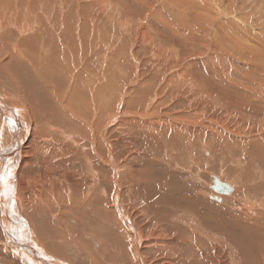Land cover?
<instances>
[{
  "label": "bare ground",
  "instance_id": "obj_1",
  "mask_svg": "<svg viewBox=\"0 0 264 264\" xmlns=\"http://www.w3.org/2000/svg\"><path fill=\"white\" fill-rule=\"evenodd\" d=\"M50 1L51 0H0V78H3L2 82H0V109L3 110V115H5L4 127L6 130V136L4 135V142H6V137H10V139H12L11 144H8L4 147V149L9 148V151H5L6 155H4L2 158V165H0V220L6 229L9 230V238L14 243L13 250H15L18 255H21L24 259L26 258L30 262L32 261L34 264V259H37V254H41L40 256L44 262L43 264H73V261L71 260L72 256H70L71 254L69 251H67V249H71V252L74 249L79 251V256H88L85 247H90L91 245L98 248L100 243L97 242L98 240L96 239H99L100 237L102 238L103 235L106 236L107 234H104V232H106L104 229H106L109 232L111 230L110 236L112 237L111 240H109L110 242L108 243L109 246H107V248L110 249L111 247L113 251L112 254L106 251V255L103 254L105 258H101L98 264H102V262L104 264H106V262L109 264H128L130 261L133 262L132 264H146L148 262V257L144 255L145 246L146 248H150L146 249V251L150 252H154L156 249H158V251L167 249L173 253L183 254L189 258L190 264H196L195 258L192 257V253L196 252L197 254L199 252L201 253L200 255L204 263L206 262L207 264H213V258L215 259L217 257V255H214V250L216 252V247L214 246L215 242L218 243L222 248H224L226 245L227 248L231 249V251L229 250L232 260L231 262H236V256H239L240 260L242 261H244V259L247 257L249 258L252 256L253 264H261L264 259V219L250 221L253 220V217H257L258 215L256 212L254 213L253 210H250L254 204H251V202H248L247 200L245 205L239 208L246 214L245 220L250 218V220H247L250 221V223L246 221L249 225H243V221L240 217L237 221L229 222L227 219L235 218L238 215H231V212L226 207H223V204H228L229 206L232 205L234 210H238V206L236 204L234 205L233 203L234 200H237L235 199L237 197L235 194L238 190L237 187L233 183L219 177L222 182L227 183L232 189L229 193L215 191L213 189L214 181L215 179H219L216 176L217 178H214L212 181L213 183L209 184L210 191L211 189L212 191L209 193L208 198L212 200L215 199L219 202L221 201V203H212L209 200H205V198L201 196L203 195L202 192L201 195L199 193L188 194V192H183L181 190L183 187L178 186L174 179L165 181V178L167 177H164L163 174H166L168 169L165 167V163L163 162L164 160L162 159V152L165 149L172 152L177 151L176 149H178V151H183L185 150L183 148L186 143L190 145L189 151H191L192 148H195L198 142L197 137L201 138L208 136V134H211L208 132V130H211L210 128L216 125L221 128H218V131L216 132L220 133V141H224L226 143V146L232 155H243L248 153L249 159L246 158L247 160L243 161L241 155L239 161H236L237 163L234 164L237 165L236 170L239 171V176L248 177V171H243L242 169L243 165L246 163L251 164L249 170L250 172L257 169L260 171L261 175L264 174V140H260V138L257 136L251 137V135H248V133V136H246L245 134L241 133L242 131H238L240 127L236 128L235 125V128L226 127V125L222 123H227L230 121L228 117H226L224 120H221L220 122L213 121L211 123L210 119L208 121L204 120L203 116H201L199 112H197L198 115L196 113L184 114L181 112L180 114H171L166 112L168 115H158L161 119L156 120L161 121H156L153 119L154 117H152V114L154 113L137 114L135 111H129L131 110L129 108H127L129 110L126 113L120 114L118 116L113 114V116L110 117V123L113 124L116 121V123L119 124V127L117 126L118 130H126L129 132L132 131L135 132L134 136H143L142 138L147 139L145 137L150 136L147 134L140 135L139 133V125H143L145 128H148L151 131L158 130L159 132L166 134V136H162L161 133H159L157 138L159 139L160 144L157 142L153 151L155 152L157 150L158 154H153V159H151L152 157L148 156L144 158L141 157V167L138 169L139 171L133 169L134 171L131 173L132 179L129 181L131 185L133 184L132 187L135 189L140 188L145 190V192L141 191L144 193L141 194V200L143 199V195L148 198L144 201L146 207L151 209V213L153 210L152 208L156 207V209H161V204L163 203H165V206H172L174 204L180 205V207L186 209V212H188L190 216L192 213H190L188 208L193 211L196 218H200L201 222H203L205 219L206 222H203L205 226H209L214 230L219 228L218 232L223 233L220 234L213 231H206L207 237L205 238H207V242H203L201 241V238H199L200 233L195 231L197 229V223L195 222V218H193L194 222L191 224H194L196 227H192L193 230H191V232H184V235L182 236L184 243H191L192 245L191 247H185V245L181 244L180 240L176 241L174 236H171L173 234L170 233V231L174 230L173 227L177 228L172 225L173 222H171V218L180 221L179 217L172 214L170 216L166 211L160 212L161 210H154L153 216L157 218V222H155L156 219H154V229H156L155 234H158V231H160H157L159 226L162 230L164 228L165 233L163 232L161 236H154L153 234L150 237H146L145 232L147 231L145 227L139 226L136 221L132 219L131 214L127 211H124L123 208L119 209V205L122 203L120 202V196L122 193H125V190H123L122 185H120L122 184L120 183L121 169H119L120 166L117 162L120 158L114 155L115 148L112 149V153L110 152L109 155L104 151V147L106 148L108 145L111 147V139L106 134L104 136V132L102 131L101 120L103 116L100 109L101 98H99L102 93L99 95V89L95 84L94 88L98 90L95 93L96 97L94 98V102H89V98H84L86 91L82 87H89L91 89L93 84L91 81L96 83L99 77L98 66L94 65V60L99 52L87 46L89 35L85 36L84 34L82 36V33L77 32L75 36L78 38H72L69 36L68 32L71 30V23H69L67 20L68 13L65 9L66 7H64V1L62 0H59L61 5L60 8L64 11L61 12V17L58 21V28L55 24L54 30L51 31L55 21L52 20L54 8L51 6L53 3ZM205 2L206 1L204 0V3ZM214 3L211 4L212 6L210 5L208 7H206L205 4H203V7L197 4L191 5V18H195V13L199 17L203 15V19H207L204 21H207L209 26H214V30H218L219 33L224 34V37H222V34L219 35L221 36L219 37L221 39L218 41L219 45L218 43L217 45L220 47V49L223 47H233V53L240 57H246L248 47L246 49L243 45L239 44L240 42H229L235 37V35H230L229 32L237 34L239 38L240 36L247 35L244 36L246 40L248 35L250 37V31L255 28H250L251 26H247L248 21L246 23V20H238V17L235 16V11H233V14L232 12H227L225 8L222 7L223 2H219L220 4L218 5H214ZM258 3H263L264 5V0ZM263 5L259 7L261 10H263ZM239 8L242 9V5ZM205 10H207L206 14H204ZM230 17L234 18L235 21L229 20ZM255 21H257V19ZM61 22L64 25V29L62 31L60 28ZM223 30H225V32H223ZM251 32L256 34L254 35L256 36L255 39H257V41L259 40V43H261L262 38H260V36L263 37L262 31L258 28V30L255 29V31ZM182 36L183 35H181V37ZM90 42L94 43L95 47H98V40L93 38V40ZM258 48L259 46H256L254 47V50L249 52L251 57L248 58L253 60L252 62L255 60H264L262 49H260V51ZM91 49L92 51H90ZM217 51L218 50L216 49V52ZM226 55L229 56V54ZM95 63H97V61ZM248 64L249 63H247V67L241 66V68L243 70L248 69L249 71H252V69L255 68V72L259 71L257 70L259 69V66H255L253 68L251 66V62L250 65ZM215 69H213V74L216 77L217 72ZM184 70L185 71H182L181 74L177 75L175 83L177 86L182 85V83L185 81L193 82L196 78L195 77L192 79V76L191 79L186 77L189 75V73L187 72V69ZM239 71H241V69H239ZM88 78L91 80L90 82ZM107 99L109 100V98ZM195 99L197 100V98H192L194 102ZM215 100H219L220 102V98H215ZM237 100L238 103L235 102L233 104V102H231L229 105L226 103V100H223L220 102V106L223 107V109H226L227 106H232V109H236L246 107L247 105L254 108L258 107L259 103H264V101L261 99L259 102L257 98H237ZM156 101L157 98H150V103L144 101V98H132V101H128V105L125 104V107L130 106L132 108L134 106L136 108L142 105L144 107L147 106L150 109L160 108V103H162L161 100H158V102L155 103ZM255 101L258 103H255ZM240 113V115H242V112ZM124 114L126 115L124 116ZM56 115L60 117L62 121H64L63 125H60V122L53 118L56 117ZM85 115L92 117L91 124H88V121L85 120ZM127 115H133L134 117H128ZM243 116L246 118L248 115ZM147 118H151V121H148ZM251 118H253V116L249 119L251 120ZM259 120L260 119H258V121ZM128 121H131L135 128L130 127L127 130V125L125 124L129 123ZM108 125L107 130L110 128ZM104 129L106 130V128ZM197 129L199 132H205V134L203 135L196 133ZM215 131L216 130H214V132ZM36 134L41 140H45L47 142L53 140L56 145H59V147L55 146L50 149L47 146L44 147L42 145H37L36 147L29 148V143ZM59 135L62 136V138H58ZM231 136H235V140L231 139ZM150 139H152L151 144L146 143L143 145L146 149L149 147V153L147 152L144 155H149L152 151L150 146L155 141V138L151 137ZM205 140L206 139L203 138L202 143ZM252 140L254 142L252 145L253 148L247 152L248 144ZM150 141L148 140V142ZM255 147H257L258 150L255 149ZM30 152H33V155L31 154L32 156L29 155ZM37 152L42 155V159L41 157L37 156ZM185 152L183 154H185ZM54 153H56V161L49 159V156L53 155ZM164 156L166 159L171 160V158H168V154ZM115 158L118 160L116 161ZM130 159H135V157H131ZM207 160L209 159L207 158ZM54 162H56V164ZM167 163L169 164V162ZM26 166L32 167V173H34L35 176L30 177L29 179L23 177V170ZM103 166L106 168V170L108 169V171H111L112 174L114 171H116V173L114 172L115 175H110L111 178L109 177V179L105 175L104 169L102 168ZM128 174L130 173L128 172ZM55 175H57V177H54ZM253 176V178H255V175ZM133 179L136 181V184L133 183ZM102 180L108 181L109 184L113 186L112 191H110V205L105 203V200L102 199L103 194L106 196L105 193L108 191L107 190L104 192V188L100 187ZM63 183L68 185L65 196L61 195L60 191L56 189V186L58 185L62 187ZM105 184L106 183H104V186H107V184ZM128 184L127 187L129 186ZM135 185H138V187ZM199 186L200 185L196 184L195 188ZM248 186H244L245 194L247 196H249V189L253 185ZM255 186L259 191L262 187H264V180L262 182L258 181L255 183ZM240 190L241 188H239V191ZM135 193L140 194L137 190H135ZM47 195H51L52 198L49 199L46 197ZM242 195H244V193H242ZM176 197L179 199L173 200ZM263 202L261 205L264 207ZM29 203H33V206L30 207ZM210 203L215 205H212L213 207H211ZM63 206H66V209L69 210V212L67 210L63 212V210H61ZM115 206L118 209H115ZM141 207L143 210H145V207L142 205ZM29 212H32V214L29 215ZM144 213L145 212H143V214ZM212 215L214 217L217 215V217L222 219L225 218V216H228V218L224 219L226 224L222 225V227L218 224V227H216L214 224H211V221L207 222L210 220ZM58 217L63 218V222H60L61 220ZM119 217L122 220L124 226H129L130 232L128 234L125 233V235L132 237V243L130 244H133V250L130 251L132 252V258L130 259L128 257V253L125 254V251L128 250L123 249L125 245L122 243L121 236L116 235L121 233L119 229H116L114 223ZM151 219H149L148 222H150ZM190 221L191 220H189V222ZM55 222L56 225L61 226L63 230L62 233H59L57 230H55V228L52 229V225H55ZM14 223H17L19 226L15 225L13 227ZM176 224L180 225L178 222H176ZM36 227H39V231L41 232V237H43V239L48 238V235H52V233L55 238H60L62 242L61 244H58V248H52L49 246V243L46 242V246L51 249L48 250L47 247L42 243V240L36 235L33 229ZM169 227L171 230H169ZM49 229L50 231H47ZM20 230L21 232L23 231V234H19ZM87 230L92 231L91 233L94 235V237L92 234H89L90 232H87ZM201 230L205 232L204 229ZM237 231L241 232L239 234L241 235L240 239L236 236ZM84 232H87L84 234L86 235V241L85 239L80 238L81 242L78 243V234H82ZM209 234H212L213 237ZM217 235H223L222 237L229 238L228 240L232 241L233 243H228L227 241L225 242L224 238H217ZM145 241H147V243L149 242V244L142 245V243L144 244ZM102 242L104 243V241ZM234 243L240 244V246L243 248V255H241L238 249L239 247H233L236 246ZM104 244H107V242ZM231 244H233V246ZM194 246H196V248H193ZM102 248H100V252H102L103 249L107 250V248ZM121 251H123L124 255L123 253L120 255ZM51 253H55L57 256L64 257L65 261L63 259H58ZM67 254L70 256V258H67ZM165 255L167 256V254ZM206 255L208 260L205 259ZM174 256L177 258L178 255ZM159 259L160 258L157 257V261ZM218 260L220 259L218 258ZM171 262H164L163 264H174ZM179 262L175 261L176 264Z\"/></svg>",
  "mask_w": 264,
  "mask_h": 264
},
{
  "label": "rangeland",
  "instance_id": "obj_2",
  "mask_svg": "<svg viewBox=\"0 0 264 264\" xmlns=\"http://www.w3.org/2000/svg\"><path fill=\"white\" fill-rule=\"evenodd\" d=\"M62 1H64V7H66L65 9L67 10V13H68L67 20L69 21V23H71V30L68 32L69 36L72 38H75V37L78 38L77 36H75L77 32L82 33V36L84 34L85 36L89 35L88 36L89 41H87V46L99 52V54L96 56L94 60V65H97L98 70H99L98 80L96 81V83H94L88 78L89 82L91 81V83H93L91 89L89 87L86 88L84 86L82 88L86 91V95L84 98H89L88 99L89 102H94V98L96 97L95 93L98 89H99L98 90L99 95L102 93L99 96V98H101L100 99V109H101L102 116H103L101 120L102 131L104 132V136L106 134L111 139V142H110L111 147L110 145H108V147L106 146V148L104 147V151L109 155L110 152L112 153V149L115 148L114 155L120 158L119 160L115 158L116 161L118 160L117 162L120 166L119 169H121L120 170V174H121L120 183L122 184L120 185H122L123 190H125V193H122L120 196V202L122 203L119 205L120 206L119 209L123 208L124 211H127L128 213L131 214L132 219L136 221V223L139 226L145 227L146 231L148 232V234L147 232H145L146 237H150L153 234L154 236L155 235L161 236V234L164 232V228L162 230L161 227L159 226V228H157V231L160 230L161 232L158 231V234H155L156 229H154L155 228L154 224L155 222H157V218L153 216L154 210H158V211L161 210L160 212L166 211L170 216L171 214L174 216L176 215L177 217H179L180 221L177 219L171 218V222H173L172 225L177 228L173 227L174 230L170 231V233L173 234L171 236H174L176 241L180 240L181 244L185 245V247L187 246L191 247L192 245L191 243L190 244L184 243L182 236L184 235V232H187V231L191 232V230H193L192 227H196L194 224H191L194 222L193 218H195V222L197 223V229L196 230L194 229V230L200 233L199 238H201V241L207 242V238L205 237H207L206 233L209 231L223 234L221 232H218L219 228L214 230L209 226H205L203 222H206V220L204 219V221L201 222L200 218H196L194 216L193 211L190 208H188L190 210V213H192L190 216L188 212H186V209L180 207V205L174 204L172 206L171 205L165 206L164 205L165 203H163L161 204L162 205L161 209H156L154 205L155 208H152L153 210L151 213V209L146 207V204L144 201V200H147L148 198H146L145 195H143V199L141 200V194H144L143 192H145V190H142L140 188L135 189L134 187H132L133 184L131 185L129 181H131L132 179L131 173L134 171L133 169H136V171H139L138 169H140L141 167L140 166L141 157L142 158L146 156L152 157L153 154H158L157 150L155 152L153 151H154L155 144L157 142L159 143V139L157 138V136L161 132H159L158 130L151 131L150 129L145 128L143 125H139L140 135L147 134L148 136H150V137H145L147 139H144L142 138L143 136L142 137H138L136 135L134 136L135 132L130 131L131 132L130 134L129 131L118 130L119 124L116 123V121L113 124H111L110 117L113 116V114H116L118 116L120 114L126 113L129 109H131L129 111H135L137 112V114L154 113L152 114L153 115L152 117H154L153 118L154 120L161 119L158 116L160 114L164 116L167 113L180 114L181 112H183L184 114H190V113L197 114V112H199L200 115L203 116L204 120L208 121L210 119L211 123L213 121L220 122L221 120H224L226 117H228L230 121H228L227 123L225 122L222 123V124H225L226 127H232V128L240 127L238 131L240 132L242 131L241 133L245 134L246 136L248 135H251V137L257 136L260 138V140L261 139L264 140V103H259V106L254 107V108L250 107L249 105H247L246 107L236 108V109H232L233 108L232 106H227L226 107L227 110L223 109V107L220 106V102H222L223 100H226V103L228 105L231 102H233V104L235 102L238 103L237 98H257L259 102L261 100L264 101V71H263L264 70V62H263L264 60L263 61L255 60L254 62H252L253 60H250L248 58V57H251V54H249V52L251 50H254V47L256 46L257 47L259 46L258 49L259 50L262 49V53L264 54V45H263L264 44L263 43L264 42V12H262L264 11V7H263V10H261V8L259 7L262 6L263 3H261L262 5L258 3V2H262V0H258V1H255V0H235V1L234 0H215V1L211 0V1H214L215 3L211 2L210 0H205L206 1L205 3H204V0H195V1L194 0H186V1L185 0H102V1L101 0H62ZM50 2L53 3L51 6L54 8L53 10L54 14L52 16V20L55 22L51 28V31H53L55 24L57 25V28H58V21L60 20L61 12L64 10H61L60 8L61 5H60L59 0H51ZM219 2L220 3L223 2L222 7H224L227 12L229 11L230 13L232 12L233 14V11H235V16L238 17V20L240 21L246 20L245 21L246 23L248 21L247 26L249 27L251 26L250 28L253 27L256 30H258L259 28L262 31L263 37L260 36V38H262L261 43H259V40L257 41V39H255L256 36L254 35L256 34H253L254 32L253 33L251 32V31H255V29H252L250 31L251 33L250 37L248 35L246 40L244 36H247V35L240 36L239 38L237 34L229 32L230 35H233V36L235 35L233 40H230L229 42L231 43H233L234 41H236L237 43L240 42L239 44L243 45L246 49L248 47L247 52H246L247 54L246 57H240L236 55L235 53H233V50H234L233 47H223L222 49H220V47L218 46L219 45L218 41L221 39L219 38L221 36L219 35L222 34V37H224V34L219 33L218 30H214V26H209L207 21H204L207 19H203V15H201L202 17L201 16L199 17L195 13V18H191L192 16V10H190L191 5L197 4L203 7V4H205L206 7H208L213 3L214 5H218L220 4ZM246 2H248L249 4ZM188 3H189V6H188ZM241 5L243 7L242 9L239 8ZM206 13H207V10H205L204 14ZM255 18L257 19V21H255L256 20ZM229 20L232 21L234 20V18L230 17ZM60 28H61V31L64 29V25L62 24V22L60 23ZM208 32L210 35L208 34ZM223 32H225V30H223ZM181 35L183 36L181 37ZM205 36L208 38H206ZM93 38L98 40L97 42L98 47H95L94 43L90 42L93 40ZM92 49L90 51H92ZM216 49L218 50L217 51L218 53L216 52ZM226 54H229V56ZM220 58H223V59H220ZM96 61L97 63H95ZM221 62L223 65L221 64ZM250 62L253 68L255 66L256 67L259 66V69H257L259 71L255 72L254 71L255 68L252 69V71L251 70L249 71L248 69L243 70L241 68V66L247 67V63H249L248 65H250ZM184 69H187V72L189 73V75L186 77H189L190 79H191V76H192V79H194L195 77L196 78L194 79L193 82L192 81L188 82V81H185L184 79L185 82L182 83V85L177 86L175 84L177 75L181 74L182 71H185ZM213 69H215V71L217 72L216 77L213 74ZM239 69H241V71H239ZM2 80L3 78L0 80V82H2ZM95 84L97 85L98 89L94 88ZM107 98H109V100ZM132 98H144V101H147V103L148 102L150 103V98H157V101L155 103H157L158 100L159 101L161 100L162 103H160V108H156V109L154 108L150 109L149 107L147 106L144 107L142 105L136 108L134 106L132 108L130 106L125 107V104L128 105L129 104L128 101H132ZM192 98H197V100L195 99L196 103L192 100ZM215 98H220V102L219 100H215ZM208 103L209 104L212 103V104L209 105ZM255 103H258V102L255 101ZM216 108H219V109H216ZM239 111L242 112V115H240L241 113ZM3 113H4L3 110L0 109V165H2V158L4 157V155H6V152L9 151L8 150L9 148L4 149V147L7 146L8 144H11V141H12L10 137H6V142H4L5 136H6L5 135L6 130L4 127L5 126L4 124L5 115H3ZM125 115L126 114H124V116ZM243 115H246V116L248 115L246 117L247 119ZM254 115L256 116V118ZM129 116L134 117L133 115H129ZM163 116H162V120H163ZM252 116L255 119L251 118L250 120L249 118ZM53 118L58 120V122H60V125L64 124V121H62L61 118L58 117L57 115L56 117H53ZM91 118H92L91 116L85 115V120L88 121V124H91V120H92ZM147 119L148 121L149 120L151 121V118H147ZM258 119L260 120L258 121ZM156 121H161V120H156ZM128 122L129 123L125 124L127 125V130L130 127L135 128V126L132 125L131 121H128ZM106 124L107 125L109 124L108 126L110 128H108V130H107ZM104 128H106V130ZM218 128L220 127L215 125L212 128H210L211 130H208V132L211 134H208V136H204L201 138L197 137L198 139V142L196 144L197 147L195 146V148H192L191 151H189L190 145L188 143H186V145L183 148L185 150L183 151L179 150L180 152L178 151V149H176L177 151H173V152L165 149L162 152L163 154L162 159L164 160L163 162L165 163V167L168 169V172L165 171L166 174H163L164 177H167L165 178V181H170L174 179L177 182L178 186L183 187V189H181L183 192H188V194L199 193L200 195L202 192L203 195L201 196L204 197L205 200L207 201L209 200L212 203H217V202L221 203V201L219 202L215 200L213 197L212 198L214 200L208 198L209 193L212 191V189L210 191L209 184L213 183L212 181L214 180V178L221 177L222 179H225L233 183L238 189L237 192L235 193L237 195L235 199L237 200L233 201L234 205L236 204L238 206L237 208L238 210H234L232 205L229 206L228 204H223V207H226L231 212V215H238L235 218L227 219L229 220V222L237 221L240 217L243 221V225L244 224L249 225L247 222L250 223V221H256V220L258 221L260 219H264V207L261 205V203L264 201V187L261 188L262 190L260 189L258 191L255 186V183H257L258 181L262 182L264 180V174L261 175L260 171H258L257 169H255V171L253 170L250 172L249 170H250L251 164L246 163L245 165H243L242 169L243 171H248V177L239 176L238 175L239 171L236 170L237 165H234V164L237 163L236 161H239L240 156L242 154L232 155L229 152L226 146V143L224 141L223 142L220 141V133L219 132L216 133L218 131ZM214 130L216 131L214 132ZM196 133L203 134V135L205 134V132H199L198 129L196 130ZM161 135L166 136L165 133H161ZM151 137L155 138V141L150 146L152 151L150 152L149 155H144L149 151V147H147L148 149H146L144 148L143 145L146 143L151 144L152 142V139H150ZM211 137H214L215 140L214 138H211ZM234 137L231 136L230 138L234 139ZM58 138H62V136L59 135ZM203 138H205L206 140L202 143ZM40 140L41 139H39L36 134L30 141L29 148L36 147L37 145L38 146L42 145L44 147L47 146L50 149L55 146L59 147V145H56L53 140H51L50 142H47L45 140H41V141ZM148 140L149 141L151 140V141L148 142ZM253 143L254 142L252 140L248 144L247 152H249V150L253 148L252 146ZM255 149L258 150L257 147H255ZM184 152L185 154H183ZM31 154L33 155V152H30L29 155L32 156ZM166 154H168L169 156L168 158H171V160L170 159L168 160L165 158L164 155ZM55 155L56 153H54L53 155H50L49 159L56 161L57 158ZM37 156L41 157L42 159V155H40L38 152H37ZM131 157H135V159H130ZM207 158L209 160H207ZM246 158L249 159L248 153L242 155L243 161L247 160ZM151 159H153V157ZM230 161H232L233 163ZM167 162H169V164ZM54 163L56 164V162ZM102 168L104 169L105 175L108 178L110 177V175L114 176L115 175L114 172L116 173V171H114L112 174V172L108 171V169L106 170L104 166ZM23 171L24 172L22 175L26 179H29L30 177L35 176L34 173H32V167L26 166ZM128 172L130 174H128ZM253 175H255V178H253L254 177ZM54 177H57V175H55ZM102 183L100 184V187L104 188V192L108 190L105 193L106 196L103 194L102 199L105 200V203L110 205V200H111L110 191H112L113 186H111L108 181L102 180ZM104 183H106L107 186H104ZM133 183L136 184V181L134 179H133ZM127 184L129 185L128 187H127ZM196 184L200 186L195 188ZM248 185H251V186L253 185L252 187L250 186L251 187L249 189L250 193H248L249 196L245 194V187H244V186L247 187ZM135 186L138 187V185H135ZM67 188H68V185L65 183L62 184V187L60 185L56 186V189L59 190L61 195L63 196L66 195ZM239 188H241L240 191H239ZM135 190H137L140 194H136ZM242 193H244V195H242ZM46 197H48L49 199L52 198L51 195H47ZM178 199L179 198L176 197L173 200H178ZM247 200L248 202H251V204H254V206L250 208V210H253L254 213L256 212L258 214L257 217L252 218L253 220H250V218L247 219L250 221L245 220L246 214L244 213L243 210L239 209L240 207L245 205V202H247ZM141 205L145 207V210L142 209ZM210 205L211 207H213L212 205H215V204L210 203ZM29 206L32 207L33 203H29ZM115 209H118V208L115 206ZM61 210H63V212L67 210L66 206H63ZM67 211L69 212V210ZM143 212L145 213L143 214ZM31 214L32 212H29V215ZM101 214L104 215L103 213ZM226 218H228V216H225V218L222 219L220 217H217V215L215 217L212 215L210 220L207 222L211 221V224H214L216 227H218V224L222 227V225L226 224L224 220ZM59 219L61 220L60 222H63V218H59ZM149 219H151L150 222H148ZM154 219H156V221ZM116 220L117 221L114 222L115 227L116 229H119L121 233H118V234L115 233V234L121 236L122 243L125 245L123 249L128 250V251H125V254L128 253V257L130 259L132 258V254H131L132 252L130 251L133 250L132 248L133 244H130L132 243L131 241L132 237H128L125 235V233L128 234L130 232L129 226L128 227L124 226L120 217ZM189 220L191 221L189 222ZM60 222L58 221L59 224ZM176 222H178L182 227L180 225H177ZM188 223H189V226H188ZM15 225L19 226L17 223H14L13 227ZM54 228L59 233H62L63 231L61 226L56 225V222H55V225H52V229ZM171 228L169 230H171ZM5 229L6 227L4 226V224L1 223V220H0V264H34L32 263V261L30 262L26 258L24 259L21 255H18L15 252V250H13L14 243L9 238L10 236L9 230L7 229L5 230ZM33 229L36 235L42 240V243L45 246H46V242H48L50 247L58 248V244H61L62 242L60 238H57V237L55 238L53 233L52 235H48V238L43 239V237H41V232L39 231V227L38 228L36 227ZM201 229H204L205 232ZM47 231H50V229ZM104 231H103L104 234H107V235L106 236L103 235L102 238L100 237L99 238L100 240L96 239L98 240L97 242L100 243L99 244L100 246L98 248L96 246H91V245H90L91 248L89 246L85 247V250L88 256H84V257L79 256L78 255L79 251L74 249L72 253L71 249H67V251H69V253L71 254L70 256H72L71 260L73 261V264H98L101 258L102 259L105 258L103 254H105L106 251L112 254V251H113L112 248L111 247L110 249L107 248V246H109L108 244L110 242L109 240H111L112 238L110 236L111 230L109 232L108 230L104 229ZM87 232H90L89 234H92L91 233L92 231L87 230ZM87 232L78 234V239H77L78 243L81 242L80 238L85 239L86 241V235L84 234H86ZM240 233L241 232L237 231V235H236L237 238L239 239L241 238V235H239ZM19 234H23V231L21 232L20 230ZM209 235L212 236V234H209ZM123 236H124V240H123ZM222 236L223 235H217L216 237L220 238ZM127 237L129 238L130 241L128 240ZM225 238H224L225 242L226 241L228 243L232 242L228 240L229 238H226V239ZM101 240L104 241V243L107 242V244H104ZM147 244H149V242L147 243V241H145L144 244L142 243V245H147ZM234 244L236 246H233V244L231 245L236 248L239 247L238 249L241 255H243L242 253L243 248L240 246V244L238 243H234ZM214 246L216 247V252L214 250V255H217V257L215 259L213 258V262H212L213 264H253L252 256H250L249 258L247 257L246 259H244V261L240 260L239 256H236L235 258L236 262H231L232 261L230 257L231 249L227 248L226 245L224 248H222L216 242L214 243ZM102 247L107 248V250L103 249ZM100 248L103 249L102 250L103 253L100 252ZM193 248H196V246H194ZM47 249L51 250L49 249V247H47ZM146 249H150V248L149 247L146 248V246L144 247V251L146 252V253L144 252V255L148 257V260H147L148 262L146 261L147 262L146 264H163L164 262H171V261H172L171 263H174V264H176L175 261H178V262L181 261L178 264H187V263L190 264L189 258L183 254L173 253L171 251H168L167 249H163L159 251L158 249H156L154 250L155 252L154 253L153 251L152 252L146 251ZM95 252H98V253H95ZM114 253H115V250H114ZM122 253L123 251L120 252V255H122ZM51 254L57 257L58 259H63L65 261L64 257L57 256L55 253H51ZM165 254H167V256ZM195 254L196 252H193L192 257L195 258L196 264H207L206 262L205 263L203 262L201 255H200L201 253L198 252L196 255ZM40 255L41 254L39 255L37 254V259L36 258L34 259L35 264L44 263ZM174 255H178L177 258H175ZM70 256H68L67 254V258H70ZM157 257L160 258L158 261H157ZM218 258L220 260H218ZM205 259L208 260L207 255ZM132 263L133 262L130 261V263L128 264H132ZM262 263L264 264V259ZM102 264L104 263L102 262ZM106 264H109V263L106 262Z\"/></svg>",
  "mask_w": 264,
  "mask_h": 264
},
{
  "label": "water",
  "instance_id": "obj_3",
  "mask_svg": "<svg viewBox=\"0 0 264 264\" xmlns=\"http://www.w3.org/2000/svg\"><path fill=\"white\" fill-rule=\"evenodd\" d=\"M213 189L217 192L229 193L232 188L227 183L222 182L220 179H215Z\"/></svg>",
  "mask_w": 264,
  "mask_h": 264
}]
</instances>
